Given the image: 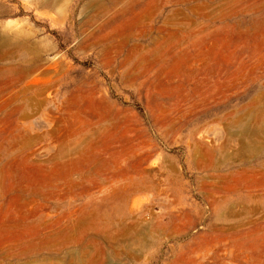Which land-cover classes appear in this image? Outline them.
I'll return each mask as SVG.
<instances>
[{"label": "rangeland", "instance_id": "rangeland-1", "mask_svg": "<svg viewBox=\"0 0 264 264\" xmlns=\"http://www.w3.org/2000/svg\"><path fill=\"white\" fill-rule=\"evenodd\" d=\"M0 264H264V0H0Z\"/></svg>", "mask_w": 264, "mask_h": 264}]
</instances>
